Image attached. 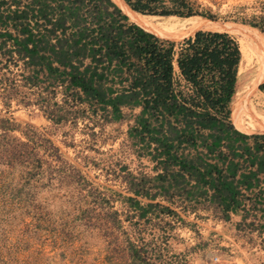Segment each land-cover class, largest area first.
<instances>
[{
    "label": "trees",
    "instance_id": "obj_1",
    "mask_svg": "<svg viewBox=\"0 0 264 264\" xmlns=\"http://www.w3.org/2000/svg\"><path fill=\"white\" fill-rule=\"evenodd\" d=\"M115 1L0 0V49L30 71L27 81L33 84L44 72L51 85L105 118L117 119L120 107L139 108L128 134L145 141L158 171L159 192L151 201L175 187L186 199L214 204L224 220L241 211L244 221L256 205L264 212V113L238 87L235 39L222 30L197 29L174 44L171 28L157 25L174 28L171 23L147 24ZM120 1L139 15L205 19L187 0ZM247 27L264 47V14ZM247 77L264 95V50ZM236 117L245 125H233ZM27 149L0 136V168L19 169L25 183L37 178L42 164ZM154 208L168 212L147 203L139 218Z\"/></svg>",
    "mask_w": 264,
    "mask_h": 264
},
{
    "label": "rangeland",
    "instance_id": "obj_2",
    "mask_svg": "<svg viewBox=\"0 0 264 264\" xmlns=\"http://www.w3.org/2000/svg\"><path fill=\"white\" fill-rule=\"evenodd\" d=\"M187 1L200 17L216 21L211 29L227 25L245 32L264 14V0ZM115 3L147 24L171 23L174 28L157 25L171 28L174 44L197 32L178 29L175 16L139 15ZM4 49L0 136L25 144L42 164L27 183L19 169L0 168V264H264L260 205L242 221L241 211L224 220L214 204L186 199L175 187L151 201L159 192L158 171L145 154V141L128 134L139 108L120 107L117 119L105 118L51 85L44 72L33 84L27 81L30 71ZM230 121L245 125L237 117ZM147 203L168 212L154 208L139 218Z\"/></svg>",
    "mask_w": 264,
    "mask_h": 264
},
{
    "label": "bare ground",
    "instance_id": "obj_3",
    "mask_svg": "<svg viewBox=\"0 0 264 264\" xmlns=\"http://www.w3.org/2000/svg\"><path fill=\"white\" fill-rule=\"evenodd\" d=\"M172 23H174V25L178 29L189 31L197 29H208L210 28L208 26L210 24H213L206 19L189 20L181 19L178 17H173ZM222 31L228 33L235 39L241 53L237 70V81L240 91L256 109L264 113V95L253 85V83L247 77L249 70L260 58L264 50L262 43L251 34L243 32L235 27L222 25ZM259 78H257L256 80H258Z\"/></svg>",
    "mask_w": 264,
    "mask_h": 264
}]
</instances>
